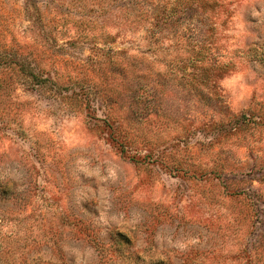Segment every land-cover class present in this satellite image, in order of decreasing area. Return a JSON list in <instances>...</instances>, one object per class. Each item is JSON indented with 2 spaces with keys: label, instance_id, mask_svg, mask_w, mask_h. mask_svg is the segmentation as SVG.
<instances>
[{
  "label": "rangeland",
  "instance_id": "1",
  "mask_svg": "<svg viewBox=\"0 0 264 264\" xmlns=\"http://www.w3.org/2000/svg\"><path fill=\"white\" fill-rule=\"evenodd\" d=\"M200 1L0 0V264H264V0Z\"/></svg>",
  "mask_w": 264,
  "mask_h": 264
},
{
  "label": "trees",
  "instance_id": "2",
  "mask_svg": "<svg viewBox=\"0 0 264 264\" xmlns=\"http://www.w3.org/2000/svg\"><path fill=\"white\" fill-rule=\"evenodd\" d=\"M110 1H111V4H114V5L117 4V6H115V8L120 9V8H123V2L125 0H110ZM119 2H121V3L118 5ZM211 2L212 1H208V0H206V1L205 0H201L200 1V3L203 5L204 8H205V5H207V4L209 5V4H211ZM137 4L140 6L141 10H144L145 14L151 15V12H152L153 9L150 10L149 8H147L142 1L138 2ZM153 8H154V14L157 13V5H154ZM161 11L158 12L160 16H161ZM177 14H178L177 8L176 7H173V8H171L170 15L169 16L166 15L165 18L167 20H171L174 17V15L176 16ZM159 15H158V17H159ZM159 21H160V19H158V21H155V25L157 23H159ZM157 41H158V39L155 40V43H157ZM197 48H200V50H197ZM204 49H205L204 45L201 46V47H199L198 44L192 45V43H188V50L187 51L190 52V55H191V56H188V62H189V60L191 61V59H192V61H197V57H200V55H203V54H201L199 52H201ZM200 59L202 60V58H200ZM214 64H218V61H216ZM220 66L222 67V65H220ZM220 66L215 65L214 66V69H217ZM211 71H213V70H211L209 68H204L203 69V74L205 76L203 78L205 80H207L208 82H213L214 80L217 79V77L213 78L214 75L212 74ZM105 121L108 123V126L111 128L110 135L112 136V140L114 141V143L118 144V141L119 140L121 141V143L119 141V143H120L119 144V146H120V152L125 155V153H126V146H125L126 145L125 144L126 143V140L125 139L127 137L126 132L123 131V130L122 131L121 130L119 131V126L118 127H115L114 124H112L113 122H116L115 119L113 120V119L107 118ZM121 137L123 138V140H122ZM131 159H133L137 163L142 162V159L136 158L135 156H132ZM143 161H144V158H143Z\"/></svg>",
  "mask_w": 264,
  "mask_h": 264
}]
</instances>
